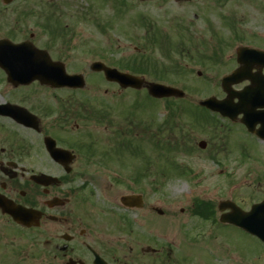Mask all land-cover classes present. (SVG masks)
Returning <instances> with one entry per match:
<instances>
[{"label":"rangeland","instance_id":"374dc122","mask_svg":"<svg viewBox=\"0 0 264 264\" xmlns=\"http://www.w3.org/2000/svg\"><path fill=\"white\" fill-rule=\"evenodd\" d=\"M107 1L100 5L99 0H78L76 10L73 7L67 10L69 13L90 12L84 24L77 27L81 31L80 34L76 33L79 48L69 55L71 61L67 65V72L84 76L86 88L75 94L84 99L88 108L109 109L115 124L121 126H128V121H123L122 116L126 118V114L132 112L136 127L132 129V136L124 137L132 139V152L122 150L112 155L115 165L110 163V169H103L102 179L88 180L89 189L97 191L94 195L99 203L105 202L106 194H125L130 188L141 194L144 192L147 204L174 207L165 208L168 211L182 209V221L195 222L199 228L196 242L192 245L187 241L183 243V258L189 257L186 261L188 264H264V261L250 262L251 253L255 255L259 246L251 236L233 228H217L218 237L216 234L210 235V221L195 215L196 211L200 214L204 209L196 205L192 209L196 200L217 204L232 197L237 205L248 209L251 204L263 199L264 187L260 186L264 184L257 180V175L264 174V143L234 124L218 121L219 124H213L214 127L206 119L210 125L204 127L203 124L192 123L191 118L195 113H200L192 107L199 100L211 96L224 97L220 80L236 68V48L247 46L264 50V0H186V4L170 3L162 8L163 0H155L154 5L144 6L137 0H116L124 1L121 13L113 2ZM14 3L17 5L18 1ZM1 7L0 1V32L7 34L16 22L14 11L11 7L7 10H1ZM67 23L76 22L72 20ZM17 31L19 38L36 33L30 23L20 24ZM234 33L235 37L241 39H233ZM152 34L157 36L156 42L161 35L167 38L166 45L172 60L165 59L157 46L146 47V38ZM179 42L186 46H198L201 51L174 54L172 46ZM212 49L218 50L217 59L220 61L221 57L225 65H201L193 58L195 54L212 55ZM149 55L160 66L180 65L182 77L171 72L161 77L156 72L151 74L152 77L145 78L181 89L186 94L183 100L169 99L165 105V102L147 96L145 91H120L117 86L102 82L101 77L88 69L91 60L104 62L100 56L109 57L122 67L127 61H134V58L138 60L136 63L142 62ZM84 60L88 62L86 66L82 64ZM240 87L236 86L235 89ZM40 93L42 97L49 98L45 91L41 90ZM167 104H170L169 109ZM170 114L174 115L173 120L166 122ZM210 119L217 121L212 117ZM162 124L168 131L153 135L154 130ZM145 126L148 130L143 134L140 129ZM201 141L206 143L205 150L198 148L197 144ZM214 144L215 148L212 149ZM147 167L148 175L138 185L130 181L133 176L140 178ZM219 173L227 176H217ZM230 177L232 181H225ZM238 177L243 180H235ZM233 183L240 186L231 192L230 185ZM213 210L216 220L219 213L216 207ZM240 246L246 251L241 250Z\"/></svg>","mask_w":264,"mask_h":264},{"label":"flooded vegetation","instance_id":"af4514ba","mask_svg":"<svg viewBox=\"0 0 264 264\" xmlns=\"http://www.w3.org/2000/svg\"><path fill=\"white\" fill-rule=\"evenodd\" d=\"M0 1L1 10L12 8L16 21L10 29L14 31L0 34V38L14 43L29 40L52 61L68 65L69 55L79 48L76 33L81 31L77 27L90 14L67 12L77 9L78 0H10L8 5ZM117 2L124 5V1ZM170 3L187 2L163 0L160 8ZM72 20L76 23H67ZM29 23L36 33L17 37L18 26ZM173 49L201 51L194 46ZM195 55L200 61L202 56ZM41 90L49 98L42 97ZM75 93L37 81L14 86L0 69V264H184L189 257L183 258V243L196 242L199 228L195 222L182 221V209L168 211L165 208L174 207L147 204L144 192L130 188L125 194H106L105 202L99 203L94 195L97 191L89 189L90 181L103 178L104 168L115 165L109 161L112 155L132 152V139L124 137L131 135L134 125H116L109 109L88 110L84 99ZM257 176L264 184V174ZM230 186L231 192L238 189L236 183ZM229 199L236 204L234 198ZM218 213L216 220L215 216L210 220V235L216 234L217 228H233L248 235L219 222L229 211ZM24 217L28 225L20 223ZM251 237L259 246L255 255L251 253L250 262L264 261L262 242Z\"/></svg>","mask_w":264,"mask_h":264},{"label":"water","instance_id":"95a60500","mask_svg":"<svg viewBox=\"0 0 264 264\" xmlns=\"http://www.w3.org/2000/svg\"><path fill=\"white\" fill-rule=\"evenodd\" d=\"M4 1L8 3L10 0ZM1 44H5L8 47V53L17 51V46H13L6 41H0V45ZM34 55L39 57V59L35 58V56V59L23 58V61L26 63L25 66L12 64V62L17 61L14 58L0 56V68L6 72L9 82L18 85L26 84L37 79L43 85L60 87L72 86L73 82L71 80L76 79L79 81V84L75 87H83L84 82L82 77L67 76L62 67L50 63L49 57L44 52L36 51ZM262 58L264 59V53L240 49L238 51V63L241 67L230 76L225 77L221 83L222 89L227 94V97L222 101L209 98L201 101L199 105L212 111L219 112L221 115L227 116L232 120H235L238 115L242 114L243 118L241 123L247 127L248 131L264 138V113L255 112L257 108L264 109V79H253L249 74L256 64L261 63L260 59ZM261 65L262 64H260V68L262 67ZM91 70L97 72L103 71L108 81L117 82L122 89L129 87L138 90L145 87L152 98L184 97V93L180 90L160 84L146 83L141 79L118 73L116 70L108 69L100 63L93 64ZM247 79L252 83L250 87L239 93L231 89V86ZM235 98L238 100L237 103H233ZM257 124H260L261 127L259 130L254 131V127ZM199 146L204 148L205 144L200 143ZM223 205H229L228 208L232 210V214H230L225 221L237 225L246 231L256 233V231H258L257 227L264 224L259 221L257 222L258 224H255V216L262 210L264 203L253 207L248 214L241 213L231 203H223ZM28 221L29 220L24 217L20 220V223L27 224Z\"/></svg>","mask_w":264,"mask_h":264},{"label":"trees","instance_id":"16d2710c","mask_svg":"<svg viewBox=\"0 0 264 264\" xmlns=\"http://www.w3.org/2000/svg\"><path fill=\"white\" fill-rule=\"evenodd\" d=\"M135 61H138V60H134V61H132L130 64H127V68H129V67H139V66H142L143 65V62H138V63H136ZM132 65V66H131ZM199 206H200V209H204V211H201L200 212V216H202V217H206L207 215H208V207L206 206V203H204V202H200L199 203Z\"/></svg>","mask_w":264,"mask_h":264}]
</instances>
